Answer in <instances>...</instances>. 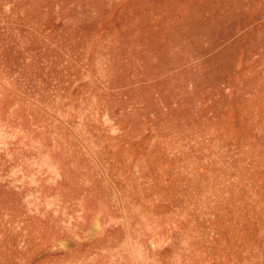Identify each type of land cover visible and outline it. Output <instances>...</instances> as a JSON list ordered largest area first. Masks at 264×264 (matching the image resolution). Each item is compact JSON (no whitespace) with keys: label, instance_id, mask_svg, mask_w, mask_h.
<instances>
[{"label":"rangeland","instance_id":"1","mask_svg":"<svg viewBox=\"0 0 264 264\" xmlns=\"http://www.w3.org/2000/svg\"><path fill=\"white\" fill-rule=\"evenodd\" d=\"M0 264H264V0H0Z\"/></svg>","mask_w":264,"mask_h":264}]
</instances>
